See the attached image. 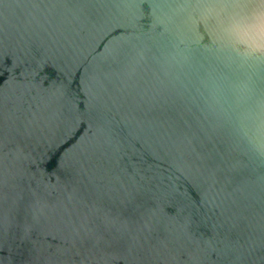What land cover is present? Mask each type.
<instances>
[{
  "label": "water",
  "instance_id": "water-1",
  "mask_svg": "<svg viewBox=\"0 0 264 264\" xmlns=\"http://www.w3.org/2000/svg\"><path fill=\"white\" fill-rule=\"evenodd\" d=\"M0 264H264V0H0Z\"/></svg>",
  "mask_w": 264,
  "mask_h": 264
}]
</instances>
